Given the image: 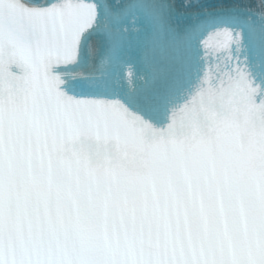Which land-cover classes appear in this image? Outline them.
Returning <instances> with one entry per match:
<instances>
[{
  "label": "snow or ice",
  "instance_id": "6c2138e0",
  "mask_svg": "<svg viewBox=\"0 0 264 264\" xmlns=\"http://www.w3.org/2000/svg\"><path fill=\"white\" fill-rule=\"evenodd\" d=\"M0 264H264V0H0Z\"/></svg>",
  "mask_w": 264,
  "mask_h": 264
}]
</instances>
